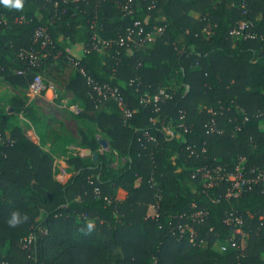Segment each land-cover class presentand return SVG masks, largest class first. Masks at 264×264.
<instances>
[{
	"label": "trees",
	"instance_id": "trees-1",
	"mask_svg": "<svg viewBox=\"0 0 264 264\" xmlns=\"http://www.w3.org/2000/svg\"><path fill=\"white\" fill-rule=\"evenodd\" d=\"M242 21L255 38L230 36ZM138 22L164 31L144 48L118 45ZM39 28L51 37L45 47L34 40ZM37 75L73 95L81 141L61 123L63 134L45 125L27 96L11 95L13 113H0V264H264L263 186L227 196L230 181L206 186L198 172L232 175L242 159L247 171L264 170V0L0 4V82L28 90ZM88 77L116 89L123 106L103 100ZM147 95L159 100L144 105ZM17 113L50 130L57 149L77 144L98 159L69 155L73 175L57 181L53 156L15 123ZM13 211L27 219L9 225ZM198 211L205 215L181 235L179 216ZM230 214L245 234L234 248Z\"/></svg>",
	"mask_w": 264,
	"mask_h": 264
},
{
	"label": "built area",
	"instance_id": "built-area-1",
	"mask_svg": "<svg viewBox=\"0 0 264 264\" xmlns=\"http://www.w3.org/2000/svg\"><path fill=\"white\" fill-rule=\"evenodd\" d=\"M81 1V0H76ZM253 24L249 21H242L240 24H238L236 27L232 28L230 31V36L233 38H243V39H253L256 37V34L253 32ZM164 28H154L151 32H146L145 28L142 26L141 23H135L134 27L128 30L127 39H121L120 42H118V45L122 46L125 43H130L134 48H144L149 43H153L156 41V39L163 33ZM34 40L35 41H41L42 47L47 46L51 43V37L48 33V31L45 28H39L35 31L34 34ZM111 42H104L102 43L103 46L110 45ZM95 49L98 51H101L103 47L98 46V44L94 45ZM27 56L31 59L30 65L32 67L39 66V60L41 59L40 56H38L35 53L25 52ZM77 64V63H76ZM18 75H27V72L24 71H17ZM85 75V73H83ZM88 83L92 85V88L94 91L98 92L99 95H101V98L105 101L109 99H114L118 102L119 106H123V97L122 95L116 90L112 89L109 86L105 87H99L98 85H95L94 81L88 77ZM54 83L50 82L48 79L44 78L43 76L37 75L34 77L32 83L29 86V94L31 97H38L46 93L47 91L51 90L53 91L54 98H57V93H55L54 90ZM163 94V93H162ZM164 97H169L168 95H164ZM159 100V96L151 99L150 97L145 96L142 98L141 103L144 105L151 104L153 102H157ZM71 110L74 112H78L77 106L71 107ZM158 110V109H157ZM131 114L129 113L128 116ZM185 116H181V120H184ZM179 127H184V123L180 124ZM163 130L167 133V135H173V130L171 128H163ZM214 129L211 128V131ZM185 131H187L185 129ZM82 151V152H81ZM79 153L84 157H92L93 154L90 150H84L82 149ZM90 151V152H88ZM193 153V150H191ZM198 172L202 173V178L206 182V186H216L218 185L222 180L227 179L230 181L231 185L228 189L227 196H232L234 194H243L245 192H248L252 189V187L256 184H261L263 186V192H264V170L252 168L249 171L245 168V161L242 159L239 165L235 169V173L232 175L224 174L222 170H216L214 174L211 173V171L207 169H200ZM197 174L194 175L196 177ZM205 215L204 211H198V212H190L188 215H181L179 216V230L181 235L184 234L186 231H192V223H195L198 219H201ZM188 220L187 223H183V221ZM229 224L234 226L233 236L230 239L231 246L234 248L236 246L235 238L237 235L245 236L243 231L240 228V225H242V220L239 217H235L233 214H230L226 220ZM172 230H174V226L170 225ZM227 246H224V249H227Z\"/></svg>",
	"mask_w": 264,
	"mask_h": 264
},
{
	"label": "crops",
	"instance_id": "crops-1",
	"mask_svg": "<svg viewBox=\"0 0 264 264\" xmlns=\"http://www.w3.org/2000/svg\"><path fill=\"white\" fill-rule=\"evenodd\" d=\"M83 52H84V48L81 45L73 47L71 49V51H70L73 59H80L82 54H83ZM3 84H5V87L2 86V88L5 89V91L0 94V97L2 98L1 101L4 102V100L6 98L8 99V97H10V95L7 96L8 93L9 94L18 95V96H22L23 93H26L25 95H27V97L29 99L27 104L34 106L37 109V111L44 117L45 125L50 126L52 123H54L53 120H58L61 123L63 122L64 124L66 123V118L62 115L63 114L62 113L63 109H66L65 108L66 105H61V104L59 105V104L54 102L56 99L59 98L58 93H57V98H54L53 91H51V90L47 91L46 93H44L41 96L31 97L30 94H29V90H24L22 88L16 89V88L10 86L9 84H6V83H3ZM6 85H7V87H6ZM56 85L57 84L55 83V86ZM57 87L60 90H63L58 85H57ZM63 91H65V90H63ZM65 93H66V98L62 99L61 102L62 103H66V104L68 103V105H69V102H67V101L69 100V98H73V95L69 91H65ZM68 105H67V108H68ZM55 106L60 108V109H62V111L58 112L57 109L54 108ZM73 106H75V105L70 106L69 109L71 110V107H73ZM9 108H10L8 110L9 114H12L13 113V109L10 106H9ZM54 110L57 111V114H58L57 117H53L54 116V114H53ZM16 117H17L18 120H20L19 124L23 128L24 133L30 139H32L37 144H39L41 146V148L45 152L50 153L53 156V158H54L55 157L54 156L55 153L53 155V152H54L53 150L55 149L57 151L56 155L61 157V159H62L61 163L62 164L64 163V165H62L63 167H66V168L68 167L69 168V165L67 163V159H68L69 155L76 154L75 151L78 150V149H79V152L82 150L79 147L74 146V145L62 147L63 149H57L56 146L54 145L53 140L51 139V141H50V130H48L45 134H43L44 129L43 130L42 129L41 130H37L36 127L30 122V120L28 118L24 117V115L22 113H17ZM24 127H27V129L24 128ZM28 127L29 128L31 127V131H29ZM57 128L58 127H52V129L54 131H56L58 134L65 133V132H63V130H60L62 128H59V129H57ZM67 128H68L67 124H65L64 125V131L67 130ZM39 133H41L42 135H40ZM101 150L103 151V148ZM70 178L71 177L66 179V181L64 183H66Z\"/></svg>",
	"mask_w": 264,
	"mask_h": 264
},
{
	"label": "rangeland",
	"instance_id": "rangeland-1",
	"mask_svg": "<svg viewBox=\"0 0 264 264\" xmlns=\"http://www.w3.org/2000/svg\"><path fill=\"white\" fill-rule=\"evenodd\" d=\"M49 81L52 82L50 79H49ZM54 85H55V83H54ZM2 86L5 87V84H3V82H0V94L5 91V89H3ZM6 87H7V85H6ZM54 90H55V93H58V96H59V98L56 99L54 102L59 104V105L60 104L61 105H66V107H65L66 109H63V112H62L63 114L62 115L66 118V123L65 124H67V127L69 128V129L67 128V130H66L67 133L70 134L71 136H75L78 139V141H81L80 134H79V127L77 125L76 120L73 117V113H71L72 110H68V108H67L68 103L66 104V103H62L61 102L62 99L66 98L65 91L60 90L57 87V85L54 86ZM25 94L26 93H23V95H25ZM8 95H10V97H8V99L6 98L4 100V102L1 101L2 98L0 97V113L1 112H9L8 111L10 109L9 106H11V102H10L11 99L10 98H11V95H14V94H9L8 93L7 96ZM25 96H27V95H25ZM71 101H72V98H69V100L67 102L70 103ZM54 108H56L58 112L62 111V109H60V108H58L56 106ZM57 111L54 110V112H53L54 116L53 117H57L58 116ZM53 121H54V123H52L50 125V128L57 127L58 123H61L58 120H53ZM19 122H20V120H18L17 117H15V123L18 124ZM24 128L27 129V127H24ZM28 129H29V131H31V127L30 128L28 127ZM50 141H51V136H50ZM75 146H78V145L76 144ZM53 151H54L53 155L55 153V155H54L55 156L54 157L55 178L57 179V181L64 183L66 181V179H68L69 177H71L73 175V172H72L70 166H69L70 169L68 167L66 168V167L62 166V165H64V163L63 164L61 163L62 162L61 157L56 155L57 151L55 149ZM78 152H79V149L75 151V153H78ZM208 186H210V185H208Z\"/></svg>",
	"mask_w": 264,
	"mask_h": 264
},
{
	"label": "clouds",
	"instance_id": "clouds-1",
	"mask_svg": "<svg viewBox=\"0 0 264 264\" xmlns=\"http://www.w3.org/2000/svg\"><path fill=\"white\" fill-rule=\"evenodd\" d=\"M0 4L6 7H12L16 9H21L23 7V0H0ZM27 216H22L20 212L13 211L8 219V224L11 226H15L18 223H21L23 220H26ZM91 228V225H89Z\"/></svg>",
	"mask_w": 264,
	"mask_h": 264
},
{
	"label": "water",
	"instance_id": "water-1",
	"mask_svg": "<svg viewBox=\"0 0 264 264\" xmlns=\"http://www.w3.org/2000/svg\"><path fill=\"white\" fill-rule=\"evenodd\" d=\"M100 143H101L103 149H106V150L110 149L109 143L106 140H101ZM88 152H90V151H88ZM92 154H93V160L96 161L98 159V157H99L98 153L95 152V153H92Z\"/></svg>",
	"mask_w": 264,
	"mask_h": 264
}]
</instances>
